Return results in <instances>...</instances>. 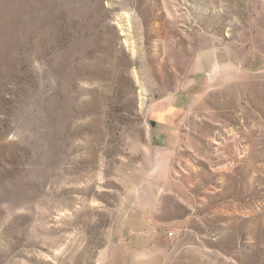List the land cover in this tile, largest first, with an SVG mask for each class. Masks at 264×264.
I'll use <instances>...</instances> for the list:
<instances>
[{"label": "rangeland", "instance_id": "rangeland-1", "mask_svg": "<svg viewBox=\"0 0 264 264\" xmlns=\"http://www.w3.org/2000/svg\"><path fill=\"white\" fill-rule=\"evenodd\" d=\"M0 264H264V0H0Z\"/></svg>", "mask_w": 264, "mask_h": 264}, {"label": "built area", "instance_id": "built-area-1", "mask_svg": "<svg viewBox=\"0 0 264 264\" xmlns=\"http://www.w3.org/2000/svg\"><path fill=\"white\" fill-rule=\"evenodd\" d=\"M167 235H168L169 239H171L173 237V233L172 232H169Z\"/></svg>", "mask_w": 264, "mask_h": 264}]
</instances>
